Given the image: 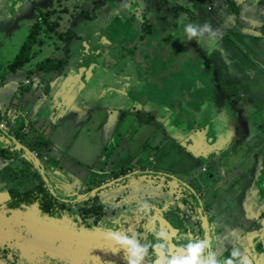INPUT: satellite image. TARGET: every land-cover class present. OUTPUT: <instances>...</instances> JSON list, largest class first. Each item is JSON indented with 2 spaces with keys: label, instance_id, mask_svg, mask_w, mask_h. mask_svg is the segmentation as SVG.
I'll return each mask as SVG.
<instances>
[{
  "label": "crops",
  "instance_id": "1",
  "mask_svg": "<svg viewBox=\"0 0 264 264\" xmlns=\"http://www.w3.org/2000/svg\"><path fill=\"white\" fill-rule=\"evenodd\" d=\"M15 1L17 2L0 0V107L12 109V103L21 107L34 131L43 132L41 135H44L46 143L39 146L48 158L46 170L65 174V177H68L66 174L72 173L71 176L77 178L86 177L88 174L116 178L136 170L141 173L137 175L153 171L174 175L187 182L196 169L197 173L198 170L207 173L210 162H213L215 167L218 164L213 172H208V183L201 178L196 184L208 215L216 250L220 249L219 245L223 240L232 239L230 241L239 244V250L250 264H264V169L259 170L253 164L254 161L256 164L262 163L259 157H252L253 147L246 142L239 143L243 119L233 111L213 112L216 132L213 133L214 139L209 137L208 130L205 131L208 129L207 124L202 123L201 126L197 124V119L189 120V115L194 116V112L182 113L173 108L174 111H171L167 101L178 102V97L172 95L166 99L163 94L157 95V92L165 90L164 87L167 86H170V89L174 88L177 83L175 85L172 83L176 80H169L168 83L163 81L159 88L154 87V81L160 82L161 77L158 75L154 77L151 63L143 59L144 56L140 52L146 50V45L150 46L149 50L152 47L157 50L154 46L157 45L155 42L157 39L151 36L140 39L134 35V32L139 34L142 31L144 7L133 3L115 18V21L123 18L127 22L132 18V12L136 15L134 19L132 18L131 24H128L129 29L123 30L127 38L122 43L117 36L118 31L113 32L104 25L108 22L109 16L105 21L98 20L95 23L92 16L85 14L84 17L92 20L87 21L88 25L83 24L79 30L74 21L78 18L75 11L59 14L64 24L60 22L58 25L66 28L71 26L69 31L71 35L74 34L73 37L58 36L59 31H64L65 28L61 30L58 28V34L53 35L58 36L57 39L46 40L47 36L52 35L42 33V41L34 45V54L29 62L23 66H13L12 61L29 32L25 30L26 35L20 37V28L23 26L28 29L32 25L18 20L21 0ZM39 1L41 0H30L28 6L33 7ZM42 3L44 8H52L51 6L48 8L51 5L49 0H43ZM66 14L69 18L68 24L64 19ZM27 20H31L32 23L33 15L28 16ZM136 20H140L139 27L134 25ZM73 24L77 29L75 31ZM115 27L111 24L110 28L114 30ZM220 28L217 29L219 32H216L218 39L222 36ZM107 34L108 38L105 36ZM76 35L80 36L78 40ZM170 36L172 37L171 34ZM94 37H98V46L101 52L103 50V54L98 53L96 57L94 54L98 46L94 44ZM59 38L69 39L68 45L63 47L65 63L61 55L53 56L48 51L43 53L47 49V44L55 43ZM79 38L83 40L88 38L87 44L90 45L85 46ZM148 38L150 40L145 43L146 45H140L141 41ZM173 38H176V35L175 37L173 35ZM134 40L135 52L138 51L141 58L135 60L127 59L128 57L119 58L118 52L120 50L124 52L122 46L125 42ZM110 46L113 49L109 50ZM76 49H80L83 56L88 53V60L82 65L76 56ZM148 53L149 51L145 55ZM130 55L127 53L125 56ZM48 57L60 61L56 69L36 68L41 60ZM195 58L188 61L193 62ZM116 60L122 62H115ZM203 62L209 64L205 59ZM86 66L90 70L86 71ZM142 69H146V72ZM147 69L150 70L148 73ZM212 69L213 66L210 65L205 67L211 77L205 70L198 74L201 73V77L204 76L207 81L212 82L213 76L218 78ZM144 75L147 77H143ZM150 76L154 77L151 81ZM201 77L192 84L195 88L203 83L208 85ZM258 79H255L257 86L260 83ZM147 88L153 91L152 96L145 95ZM212 93L219 94L214 91ZM154 97L159 100H155L157 98ZM210 108L209 105L208 110ZM219 113L223 117H218ZM204 114L196 113L200 120ZM231 123L237 132L233 129L234 126L231 128ZM229 170L236 173L235 179L237 176L243 178L247 172L252 171L244 182L249 186L240 183L235 191L230 190L228 188L230 181H224ZM138 181L144 182L147 186L148 181H143L142 177ZM234 192L238 195L234 197L235 199L229 195ZM233 199L237 200L234 205L231 203ZM177 201L180 203V199ZM183 202L184 210L188 213L189 201L183 199ZM220 203H223V206L219 208ZM171 218L175 224L182 226L175 213H171ZM192 219L196 218L193 216Z\"/></svg>",
  "mask_w": 264,
  "mask_h": 264
},
{
  "label": "flooded vegetation",
  "instance_id": "2",
  "mask_svg": "<svg viewBox=\"0 0 264 264\" xmlns=\"http://www.w3.org/2000/svg\"><path fill=\"white\" fill-rule=\"evenodd\" d=\"M241 1L245 0L225 1L227 13L220 14L225 16L219 24L222 34L220 38L234 30L243 39L264 38V17L251 15L247 11L241 14L234 5V2ZM159 2L163 3L161 0ZM27 123L30 133L36 132L38 136L25 142L37 151L42 162H46L47 155L41 154L42 148L38 147L43 145V132L34 131L33 125L29 121ZM11 152L0 146V264H125L123 252L116 253L114 244L106 238L107 229L131 230L141 233L147 240H153V230L163 228L170 234L169 246L173 251L189 239L204 238L196 203L190 205L191 216L196 219H186L184 225L182 222L183 226L173 222L171 206L163 212L171 229L150 219L155 206L161 208L162 204L149 202L152 211L147 216L139 212L143 200H133L132 197L137 193L143 194L144 198L154 195L156 190L160 191L158 184H170L168 179L161 181L159 177L147 178L150 186H146L144 182L138 181L141 175H136L120 181L117 190L112 189L111 185L94 194L101 183L110 182L118 176L112 178L103 177L102 174H88L77 178L72 177V173L65 177V174L59 172L46 171L47 182L38 172L19 168L17 156ZM43 155H46V160ZM191 174L190 185L192 182L197 184L201 179L200 174L196 171ZM52 184L57 187L55 195L50 192ZM196 191L200 194L198 189ZM77 196L81 199L74 202ZM156 212L158 215L159 210ZM142 216L144 218L141 219ZM225 240L219 245L220 249L216 250L218 256L227 257L233 248H239L236 241L228 239L226 243Z\"/></svg>",
  "mask_w": 264,
  "mask_h": 264
},
{
  "label": "rangeland",
  "instance_id": "3",
  "mask_svg": "<svg viewBox=\"0 0 264 264\" xmlns=\"http://www.w3.org/2000/svg\"><path fill=\"white\" fill-rule=\"evenodd\" d=\"M29 1L30 0H21V4H19V18H18V20L21 19V22L22 21L26 22L28 23V25L29 23L33 24L38 20L41 12L36 11V9H40L41 11L49 10L43 7L42 5L43 0L39 1L33 7L30 5L28 6ZM73 1L74 3H72ZM136 1L137 0H49L51 5H49L48 8L51 6L52 8L50 9L57 10V12L51 14V17H54L52 19V23L54 21H57L58 23L63 22L62 16L59 14H63L64 12L75 11L77 13L78 18L76 20L74 19V21H76L75 22L76 26H79L78 28L79 30L84 26L83 24L88 25L87 21L92 20L84 17L85 14H87L88 16H92V18H94L95 23L96 21L98 22V20L99 22L102 20L105 21L106 18L109 16L108 22H106L104 25L113 32H117L119 28L116 26L115 29L112 30L110 28L112 21H115V18L119 17L122 11L128 7H131L133 3H137L139 6L144 7V9L146 7L148 9L149 8L152 9V13H147L146 18H151V21L154 24H156V29L153 32L152 30H149L148 34L150 33L149 35L151 37L156 38L157 41H161V43L159 44L155 40L157 45L154 46L157 48V50L153 47L151 48V50H149L150 46L145 44L149 42V39L141 41L140 45L142 44L146 45V50H140V52L142 56H144L143 59H146L151 63L152 66L151 70L154 77H158V76L161 77L160 82H158L159 80L154 81L153 84L154 87L159 88L160 84L162 85L163 81L168 83L169 80H173V81L176 80V82H173L172 84L175 85L177 83L172 89H170V86L164 87L165 90L161 92H157V95L162 96L163 94L164 98L166 99L171 98L172 95H176L179 99L178 102L175 101V103L174 102L170 103L169 101H167L169 103L167 105L171 107V111L174 110L182 111V113L185 111H187V113L194 112L195 114L194 116L189 115L190 116L189 120L197 119V124H201V126L202 123H204L205 125L207 124L208 129L206 128L205 131L208 130V132L210 133L209 137L210 138L213 137L214 139H215L214 137L215 135L213 133L216 132H215V126L213 124V112L214 113L217 111H221V112L233 111L235 113L237 112L240 115V117L243 119L242 129H240L239 132L240 134L239 143L240 141H242V143L246 142L249 146L253 147L252 152L254 154L252 155V157H259L263 163V164L261 163L262 165L256 164V162L254 161L253 164L257 166L259 170L260 168L261 170H263L264 169V38L243 39L242 35L234 30V31H230L228 35L223 36L220 39H218L216 36L213 40L215 47L211 51H209V46L204 40L200 41L199 43H197L195 39H193L192 41H188L184 36L183 27L188 23L203 24L205 22H208L211 23L215 32H219V30H217L220 28L219 24H221L223 18L225 17V16L222 17L220 13L221 14L223 12L225 14L227 13L226 12L227 0H161L163 2L162 4L166 3V1H169L168 2L169 5H176V6L180 5L182 7L181 11L179 10L181 14L178 15L177 13L176 16V21H177L176 23H178L177 26L173 27L174 25L170 24L165 29L161 28V25L158 24L157 22L158 19L155 18L157 15H159V17L162 16L163 11L156 9V7L153 6L154 0H147V1L141 0L137 2ZM14 2L17 1L14 0ZM234 5L239 8V12H241V14H244L247 11L251 15L255 16L258 14L264 17L263 0H245L241 2H234ZM142 13H144L143 10ZM167 14H170V12H168ZM32 15H33V21L31 23V20H27V17ZM138 15L140 16L141 13ZM112 18L113 20L111 21ZM64 19L68 24L69 18L67 14L65 15ZM173 20H174L173 16L172 17L167 16V21L171 22ZM139 23L140 20H136L134 22V25L136 27H139ZM30 27L31 25L29 26L28 29H26L22 26V28L24 29L20 28V33H19L20 37L24 36V34L26 35V31H28ZM57 27L60 30L65 28L64 31L63 30L59 31L58 36L61 35L62 37H66L71 35L70 34L71 31H69V28H71V26L69 28H66L65 26L58 25ZM73 27L75 29V25ZM166 32H168V34H171L172 37L168 39L167 38L168 35H166ZM49 35L52 36L50 37L47 36L46 40H48L49 38H54V39L58 38V36H53L55 35V33H53L52 30L50 31ZM173 35L174 37L176 35V38H173ZM78 37L80 36L76 35L77 40ZM204 39L206 40V38ZM79 40L82 42L83 38L82 39L79 38ZM68 41L69 39L67 38H63V39L59 38L57 42L55 43L52 42L49 45L47 44L46 45L47 49L44 50L43 53L48 51L53 56L61 55V57L64 60L63 47L68 45L67 43ZM58 42L60 44H58ZM126 43L127 41L125 42V44ZM122 48L127 49V46L123 45ZM108 49L109 50L113 49V47L110 46L108 47ZM189 50H191V52ZM148 51H149L148 55H145L146 52ZM101 53L103 54V50ZM33 54H34V49L32 51V55ZM126 54H127V50H124V52L120 50L118 52V55L120 56H118L117 54L116 55L119 58L128 57L127 59H134V60L140 57L139 55H134V53H132L130 56H125ZM195 56L198 57L195 58ZM194 58H195L194 60L195 62L188 61ZM204 59L207 60V63L209 64H204L203 62ZM63 62L65 63L66 60H64ZM208 65L213 66L212 70H214L216 72L215 74L218 75V78L216 76H215L216 78H214L213 76L212 82H210L209 80L207 81V78L204 76L201 77L202 76L201 73L198 74V72L205 70V67H208ZM142 70L143 72H146L145 71L146 69H142ZM148 71L150 70L147 69V73ZM206 74L209 76L210 72H206ZM143 77H147V75H144ZM154 77L150 76L149 77L150 81ZM200 77L204 79V81H207L208 85H205L203 83L204 86L203 85L199 87L196 86L197 88L196 89L192 84L193 83L195 84L197 80H200L199 79ZM256 78H259L258 79V81L260 82L259 86H257L255 80ZM173 90L174 92L172 93ZM212 91L219 94L218 95L213 94ZM145 95L152 96L153 91L147 88L145 89ZM155 100H159V99L157 98ZM209 105L211 106V108L208 110ZM203 112L205 113L204 117L202 120H200V117H198L196 113H200V115H203ZM220 113L217 116L223 117L222 115L220 116ZM183 117L185 118V116ZM230 125L231 128L232 126H234L233 123H231ZM233 129L236 132L238 131L237 129H235V126L233 127ZM32 134L33 133H31V135ZM177 134L178 133H176V135ZM226 151L227 149H225V152ZM40 153L42 154L43 152L40 151ZM216 167H218V164H216ZM216 167L215 165H213V162H210L208 164V172H213ZM198 172L200 174V177L203 179V181H206L208 183L209 182L207 180L208 172L205 173L199 170ZM251 172L252 171L247 172V175L244 176L243 178L237 176V178L235 179L236 173L233 170H229L226 173L224 181L226 182L230 181L228 188L230 190L235 191V189L238 188V185L240 183H244L246 181L248 175ZM244 184H246V186H249L248 183H244ZM147 186H149V183H147ZM163 186L167 187L168 185L163 184L161 186L160 184H158L157 187L162 188ZM191 187L196 190L198 186L195 184V182L194 183L192 182ZM229 195L233 196V198L238 197V195H235V192ZM138 198L139 200H143V201L146 200L148 202L153 201L154 203H156L158 199V190H156V193H154V195H147V197L145 198L144 195L143 194L141 195L140 193H137L134 197H132L133 200L135 199L137 200ZM234 199L231 202L233 205L235 204V202L237 203V200ZM222 206L223 203L222 204L220 203L219 208ZM225 242L227 243L228 239H226Z\"/></svg>",
  "mask_w": 264,
  "mask_h": 264
},
{
  "label": "water",
  "instance_id": "4",
  "mask_svg": "<svg viewBox=\"0 0 264 264\" xmlns=\"http://www.w3.org/2000/svg\"><path fill=\"white\" fill-rule=\"evenodd\" d=\"M82 42H84L85 46L90 45V44H87V42H89L88 38H86L85 40H82ZM82 54L80 53V49H76V56L78 57L81 65L83 64V62L85 63L88 60V53L85 54L84 56ZM88 70H90L89 67H87L86 71ZM11 108L12 109L10 108L2 109V107H0V146L1 148L5 149L8 152H11V151L15 152L17 156L16 160L18 162L19 168H22L23 170H27V171L31 170V171L38 172L40 175H42L44 181H47V178L45 176V172L47 171L46 170L47 161L42 162L40 158L34 154L33 152L34 149H32V146L26 143V142L31 141L33 137H36L38 135H35V134L31 135L30 130H28L27 122L29 121L28 120L29 118L25 115V112L22 110V108L21 107L19 108L14 103H12ZM18 134H20V136H18ZM138 173H140V171L138 170L131 171V172H128L127 174H123L117 177L116 179L110 182L106 181L105 183H101L94 190V194L97 190L98 191L102 189L105 190L107 187H110L111 185H113L112 189H116L120 186V181L130 179L131 177L136 176ZM153 174H156L158 176H153ZM141 177L144 181L147 178H157V177H159L161 181H163L166 178L170 179L169 180L170 184H168L170 185V187L163 186L162 188H159L160 192L158 193V199L156 202H158L159 204H162V207L159 208L158 205L155 206L154 208L155 212L150 216V219L152 221L163 223L164 225L167 226V228L171 229L172 226L164 219L163 212L166 210L168 211L170 209V206L176 205V207L180 211L179 213H177L176 211H173V212L177 216L178 214H182V218L180 219V221L183 222V225H184V221L186 219H189L192 213L191 211H188V213L185 212L183 199H187L189 201V205L193 203V199H194L196 202V209L199 212V218L202 221V228L204 230V238L209 237L211 235L210 234V230H211L210 222L208 219V215L206 214L205 208L202 204L200 194L194 188L191 187L189 180H187L186 182L174 175H168L166 173H156L153 171H145L141 175ZM173 183L176 186H174ZM176 183H179L178 186ZM56 188H57L56 185L52 184V187L50 188V192L53 195H55ZM171 189H174L175 191L171 192L172 191ZM116 190H114V194ZM79 196L75 197L73 201L76 202L78 199H81ZM179 199H180V203H177L178 202L177 200ZM156 210H159L158 215H157ZM185 213L188 215H185ZM215 250H216V247H215Z\"/></svg>",
  "mask_w": 264,
  "mask_h": 264
},
{
  "label": "clouds",
  "instance_id": "5",
  "mask_svg": "<svg viewBox=\"0 0 264 264\" xmlns=\"http://www.w3.org/2000/svg\"><path fill=\"white\" fill-rule=\"evenodd\" d=\"M183 33L188 41L204 40L211 51L216 37L211 23H188L183 27ZM206 38V40L204 39ZM191 52V50H189ZM152 205L143 201L139 212L145 216L151 212ZM144 218L143 216L140 217ZM213 228L215 225L212 226ZM153 240L145 239L141 233L131 230L107 229L106 238L112 241L116 253L123 252L125 264H250L239 248H233L227 257L218 256L213 238H193L176 247L175 251L169 246L170 234L164 229L153 230Z\"/></svg>",
  "mask_w": 264,
  "mask_h": 264
},
{
  "label": "trees",
  "instance_id": "6",
  "mask_svg": "<svg viewBox=\"0 0 264 264\" xmlns=\"http://www.w3.org/2000/svg\"><path fill=\"white\" fill-rule=\"evenodd\" d=\"M159 1L160 0H154V2H153V6L156 7V9H159V10L163 11L162 16H160V17H159V15L156 16V18L158 19L157 20L158 24L161 25L162 29L163 28L165 29L170 24L174 25L173 27L177 26L178 23H176L177 22L176 21V16H177V13H178V15L181 14L180 11H181L182 7L180 5L179 6L169 5L167 3H166V5L162 6V3L160 4ZM144 10H145V12L142 14V18L144 19V21L142 22V31L139 34L134 32V35H136L140 39H142L143 37H145V38L149 37L150 33L148 34V31L152 30V32H153L156 29V24H154L151 21V18H146L147 13H152V9H150V8L148 9L146 7ZM40 12L41 13H40V16H39L38 20L31 25V27L29 29V32H28V35L26 36V38L24 39L23 43L19 47V50L17 51V53H16V55H15L13 61H12V65L13 66H23L24 64L29 62V60L32 57V51L34 49V45L38 44V43H40L42 41V39H41V35H42L41 33L42 32H45L48 35L50 33V31L52 30L53 33L58 34V27H57L58 26V22L54 21L52 23V19L54 17H51V14L57 12V10L49 9V10L40 11ZM168 12H170V14H167ZM167 16L168 17H170V16L172 17L173 16L174 20L171 21V22L167 21ZM131 17L133 19L135 18L133 12H132ZM132 18L130 19V21L127 22V24H126V21H124L123 18L122 19L120 18L119 20H116L115 22L112 21V19H111V21H112L111 24L113 26H117L119 28V30H117L118 31V35L117 36H118V38H119L121 43H122V41H124V39L127 38L126 33L123 30L129 29L128 23L131 24ZM118 24H120V25H118ZM73 31H75L74 28H73ZM73 35L72 36L70 35V36L73 37ZM166 35H169V37H167V38L171 37L170 34H168V32H166ZM70 36H68V38H70ZM105 36L108 38V34L105 35ZM105 36H103L104 39H106ZM148 39L150 40V38H148ZM134 42H135V40L132 41V42L129 41V43L126 44L127 53L128 54L134 53L135 55H138V51L135 52L136 49L134 48L135 47L134 46L135 45ZM94 44H96L98 46V37H94ZM122 49H124V48H122ZM124 50H126V49H124ZM95 51H96V54H94V57H96L98 53H101V49L99 48V46H98V48ZM168 57H171V56H168ZM168 57H167V59H168ZM59 63H60L59 60L48 57V58H45V59L41 60L37 64L36 68H39V69H42V70H46V69L54 70V69H56L58 67ZM18 136H20V134H18ZM45 143H46V141L43 142V145ZM36 145H38V142L35 144V146ZM38 147H40V146H38ZM193 203L194 204L196 203L194 199H193ZM171 211H176L177 213H179L180 210L176 207V205H173V206H171ZM178 218L181 219L182 218V214H178Z\"/></svg>",
  "mask_w": 264,
  "mask_h": 264
},
{
  "label": "built area",
  "instance_id": "7",
  "mask_svg": "<svg viewBox=\"0 0 264 264\" xmlns=\"http://www.w3.org/2000/svg\"><path fill=\"white\" fill-rule=\"evenodd\" d=\"M34 154L37 155V151L33 150ZM43 159L46 160V155H43ZM203 170H205V167H203Z\"/></svg>",
  "mask_w": 264,
  "mask_h": 264
}]
</instances>
